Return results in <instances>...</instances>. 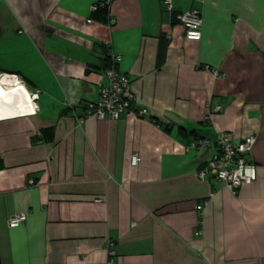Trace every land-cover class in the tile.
<instances>
[{"label": "crops", "instance_id": "1", "mask_svg": "<svg viewBox=\"0 0 264 264\" xmlns=\"http://www.w3.org/2000/svg\"><path fill=\"white\" fill-rule=\"evenodd\" d=\"M98 1L0 0V73L39 90L0 119V264H107L110 241L114 264H264V0H113L109 22ZM117 54L149 114L85 116ZM219 132L256 135L235 192L198 176L216 148L190 144Z\"/></svg>", "mask_w": 264, "mask_h": 264}, {"label": "built area", "instance_id": "2", "mask_svg": "<svg viewBox=\"0 0 264 264\" xmlns=\"http://www.w3.org/2000/svg\"><path fill=\"white\" fill-rule=\"evenodd\" d=\"M113 0H99L91 7L92 12L99 8L108 7ZM168 9L173 7L172 0H165ZM181 23L186 30V37L191 40H199L202 36L203 16L199 8H192L179 15ZM93 19L90 18L89 21ZM171 37V35H168ZM121 55L112 56V65L102 73L99 81L100 98L95 102H89L85 107V116H96L100 119L111 118L119 119L127 113L135 114L138 117H144L149 114L147 108L136 106V93L132 90L130 77L119 70L117 63L120 61ZM209 68V66H206ZM217 78L224 76L217 69L209 68ZM34 100L39 97V90L31 93ZM216 110H221V106H217ZM207 121L211 119V114H207ZM256 142V135L251 134L243 140L236 142L229 132H219L214 140L208 138H198L191 142V147H215L216 151L207 162V164L198 171L200 178L212 177L217 181L224 182L233 192L236 191L241 184L252 183L257 178L256 164L250 161L251 153ZM140 156L135 154L132 163L137 165ZM34 183V180H30ZM100 200V199H98ZM203 204L198 205L201 209ZM27 219L25 212H17L9 219V226L16 227ZM108 260L107 264H114L115 243L110 241L107 245ZM207 264V263H202Z\"/></svg>", "mask_w": 264, "mask_h": 264}, {"label": "bare ground", "instance_id": "3", "mask_svg": "<svg viewBox=\"0 0 264 264\" xmlns=\"http://www.w3.org/2000/svg\"><path fill=\"white\" fill-rule=\"evenodd\" d=\"M36 100L31 91L13 74L0 75V119L36 112Z\"/></svg>", "mask_w": 264, "mask_h": 264}, {"label": "trees", "instance_id": "4", "mask_svg": "<svg viewBox=\"0 0 264 264\" xmlns=\"http://www.w3.org/2000/svg\"><path fill=\"white\" fill-rule=\"evenodd\" d=\"M110 8L108 7H103V8H99L98 10L94 11L92 16L96 19H98L99 21H103V22H109L110 21ZM112 65V61L110 59H108V63L106 65V67L104 68V71L109 68ZM1 162V161H0ZM0 167H1V163H0Z\"/></svg>", "mask_w": 264, "mask_h": 264}, {"label": "rangeland", "instance_id": "5", "mask_svg": "<svg viewBox=\"0 0 264 264\" xmlns=\"http://www.w3.org/2000/svg\"><path fill=\"white\" fill-rule=\"evenodd\" d=\"M0 75H1V73H0Z\"/></svg>", "mask_w": 264, "mask_h": 264}]
</instances>
